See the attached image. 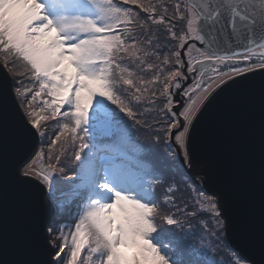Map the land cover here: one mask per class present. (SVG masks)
Masks as SVG:
<instances>
[{"label":"snow or ice","instance_id":"obj_1","mask_svg":"<svg viewBox=\"0 0 264 264\" xmlns=\"http://www.w3.org/2000/svg\"><path fill=\"white\" fill-rule=\"evenodd\" d=\"M123 3L146 16L116 0H0L4 66L14 77L32 82L28 87L17 79L4 88L0 120L9 119L12 88L23 106L22 134L43 137L42 123L62 118L57 120L60 131L51 140L47 162L43 153H34L21 161L15 176L21 185L35 179L50 204L74 221L67 233L59 226L65 217L55 220L58 213L52 222L35 225L39 235L45 228L50 233L48 243L55 251L47 264H61L64 258L65 264H197L181 241L172 238L173 228L180 230L182 222L163 205L175 206L174 188L166 186L161 201H156L160 176L141 159L145 150L132 141L124 117L150 127L144 113H151L153 120L170 116L162 129L165 141L174 135L184 151L188 126L209 97L234 85L240 76L264 70V0ZM16 61L23 71L14 70ZM135 68L154 72L145 79ZM185 68L197 75L184 92L181 124L173 109L172 89H181V80L187 79ZM157 82L161 87H155ZM259 89L264 109V83ZM42 94L52 99L43 100L46 107L37 112L34 101ZM141 104L143 112L136 107ZM44 112L50 115L40 114ZM62 138L64 145L69 141L73 145V175H64L66 169L59 166L64 145L60 154H52V146ZM55 173L64 175L63 182L54 179ZM199 196L206 197V202H196L200 212H210L212 219L203 227L220 238L231 223L226 209H221L222 198L203 192ZM260 201L264 229V175ZM184 211L198 215L195 209Z\"/></svg>","mask_w":264,"mask_h":264},{"label":"water","instance_id":"obj_2","mask_svg":"<svg viewBox=\"0 0 264 264\" xmlns=\"http://www.w3.org/2000/svg\"><path fill=\"white\" fill-rule=\"evenodd\" d=\"M183 72L187 79L181 80V89H172L173 101L178 104L173 109L181 124L183 91L197 74H188L186 68ZM262 83L264 70H256L238 77L234 85L218 95L213 93L214 97H209L195 112L188 126L183 155L174 135L169 139L185 175L203 193L222 198L221 209H226L231 221L227 233H223L224 239L248 264H264L260 201L264 175V109L259 89ZM13 84V75L0 55V93ZM8 109L7 122L0 120V264L5 260L47 264L54 259L55 251L48 243L50 233L45 228L39 235L35 225L52 222L50 218L57 210L35 179L25 185L15 179L21 161L37 153L41 136L21 133L23 106L14 88Z\"/></svg>","mask_w":264,"mask_h":264},{"label":"trees","instance_id":"obj_3","mask_svg":"<svg viewBox=\"0 0 264 264\" xmlns=\"http://www.w3.org/2000/svg\"><path fill=\"white\" fill-rule=\"evenodd\" d=\"M116 3L121 4L122 7L133 9L135 12L139 13L141 17L146 16V13L140 12V10L138 8H135L134 5L124 4L123 0H116ZM175 23L179 24V22H175ZM177 31H179V28H177ZM160 39L161 41H163L165 37L160 36ZM149 61L156 63V61L152 58H149ZM124 63H128L129 67H134L127 60L124 61ZM142 67H146V66H142ZM14 70L23 71L21 62L17 61L15 63ZM135 71L138 74L142 75L145 79H151L154 72V70H147L141 72L140 68H135ZM17 79H23L25 85H27L28 87L31 86L32 82L30 80H27L24 77L13 76V81ZM155 87L159 88L161 86L157 82ZM162 100L163 98H161V100H158L157 103L161 104ZM38 104H40V106H45L43 102H41L40 100L38 101ZM136 107L140 112H143L144 110L143 104L136 105ZM120 115L123 116V114ZM144 115L145 117H148V124L151 125L150 127L147 125L145 126L137 125L132 120H129L127 117H124V120L127 123L128 128L131 130V136L134 139V141L139 143V145L145 150V153L141 156V159L147 162L154 169L156 175L160 176L161 183L157 184L155 189L156 201L158 203L161 201V198L165 193L166 186L172 185V187L174 188L175 206H172V204L163 205L166 211L175 213L176 217L182 222V228L180 230L173 228L172 238L179 240L181 236H184L186 239H188V244L192 245L194 248L196 247L197 242L203 239L202 238V234H203L202 230L204 228L203 224L205 223V221L211 224L212 219L207 214L208 211L205 210L203 212H200L199 206L196 203V201L192 200L190 196H188L185 193V191L181 189L177 179L181 178L182 180H185L187 182L189 178L184 174V172H182L181 168L177 164L178 162L176 160L172 148L169 145L167 148H163L164 134L162 129L166 127L164 121H167V119L170 118V116L161 115L160 117H157L156 120H153L151 119V115H152L151 113H144ZM157 136H159V140L156 139ZM44 144L45 142H42L41 147H43ZM167 154H169L167 158H170V160L165 164ZM194 190L199 191V189H197L196 187ZM185 209L189 211L195 209L198 215L196 216L185 215V211H184ZM207 230H210V228ZM221 240H223V238ZM222 242L224 243L225 241ZM207 247L208 246H206V248ZM225 247L227 248V245ZM201 250H203L202 247L200 248L199 251Z\"/></svg>","mask_w":264,"mask_h":264},{"label":"rangeland","instance_id":"obj_4","mask_svg":"<svg viewBox=\"0 0 264 264\" xmlns=\"http://www.w3.org/2000/svg\"><path fill=\"white\" fill-rule=\"evenodd\" d=\"M0 55L3 56L2 53H0ZM192 85L193 84L191 83L190 85L186 86L185 90L192 87ZM31 86H32V83H31ZM29 98H31V94H30ZM51 99H52L51 97L44 96L43 94L41 97H38L36 99V101H34V107H36L37 112H39L40 108L46 107V106H40V104H38L39 100L41 102L43 100H48L50 102ZM177 105H178L177 103L173 104V106H177ZM40 114L41 115H50V112H44V113H40ZM179 117L183 121V117L180 115V112H179ZM60 119H62V118L58 116L57 120H60ZM170 119L171 118H168L167 121H170ZM57 120L49 119V120L44 121L42 123V128L45 132V135L43 137L41 136V145H42V142H45V144L43 147H41V145H40L41 148L39 147V149H38L39 151H37V153H43L45 155V162H47V154L49 152V145L51 143V140L54 139L55 134L60 131L59 125L57 124ZM182 130H180V131H182ZM130 133H131V130H130ZM131 139L134 143L139 145V143L134 141L132 136H131ZM174 141H175V138H174ZM175 143H176V141H175ZM61 145H64L63 138L60 141H58L56 145L52 146L53 157H55L56 155L61 153ZM168 145L171 147L169 139L167 141H165V137H164L163 148H167ZM76 146L78 147V144ZM64 147L66 148V151H64V153L61 155L59 166H63L66 169V172L64 175H73L72 170L75 167V161L73 159V145L69 141L66 145H64ZM173 152H174V150H173ZM183 153H184V151L182 152V155H183ZM174 155H175L176 160L178 162L177 164L181 168L182 172H184L182 167L179 164V161L177 159L175 152H174ZM167 156H169V154L166 155V162H168L170 160V158H167ZM145 163L148 164L147 162H145ZM64 175H61L60 173H55L54 179L63 182ZM177 181H178L181 189L184 190L185 193L188 196H190V198L192 200H194L196 202L198 200H205V202H206V197H200L199 196V191L202 192V190L200 189L199 185L197 183H195L192 179L188 180L190 182H188V181L186 182L185 180L178 178ZM195 187L197 189H199V191L194 190ZM53 207L55 208V210H57L56 213H58L57 216L55 217L56 221H60L61 216L65 217V222L61 223L59 226L64 229L65 233H67L68 232V225L73 224L74 221H72L69 217H67L66 213L63 210L56 208L55 205H53ZM199 209H200V206H199ZM73 211H74V208H73ZM207 214L211 218V214L208 212H207ZM158 223H159V221H158ZM53 226L55 227V224H53ZM164 227L167 228V225H164ZM202 232H203V234H202L203 239L199 240V242H197L196 247H194V248L192 245L188 244V239H186L184 236H181L179 238V240L181 241V246L186 251L192 253V257L197 261V264H245V262H243L241 259H239L237 254L235 252H233L228 247V245L224 239L223 233L221 234L220 238H217L215 235H213L211 229L205 230L203 228ZM153 235L155 236L156 233H153ZM222 238H223V240H221ZM53 239H56V236H53ZM222 241H225L224 242L225 244ZM57 242H59V241H57ZM226 245H227L228 249L225 247ZM206 246H208V247L206 248ZM201 247L203 248V250L199 251ZM121 251H127V250L121 249ZM65 260H66V258L62 259L61 264H65ZM246 264H248V263H246Z\"/></svg>","mask_w":264,"mask_h":264},{"label":"flooded vegetation","instance_id":"obj_5","mask_svg":"<svg viewBox=\"0 0 264 264\" xmlns=\"http://www.w3.org/2000/svg\"><path fill=\"white\" fill-rule=\"evenodd\" d=\"M197 75V74H196ZM196 75H195V77H196ZM194 82V81H193ZM193 84V83H192ZM186 89V88H185ZM185 92V90L183 91V93ZM184 97H185V102H186V100H187V97L184 95Z\"/></svg>","mask_w":264,"mask_h":264}]
</instances>
